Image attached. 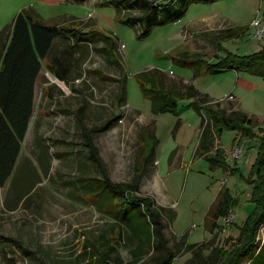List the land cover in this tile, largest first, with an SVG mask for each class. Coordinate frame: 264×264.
Returning a JSON list of instances; mask_svg holds the SVG:
<instances>
[{"label":"rangeland","instance_id":"1","mask_svg":"<svg viewBox=\"0 0 264 264\" xmlns=\"http://www.w3.org/2000/svg\"><path fill=\"white\" fill-rule=\"evenodd\" d=\"M149 1L160 5L171 0ZM26 9L47 23L59 17L63 18L57 24L71 19L91 22L98 31L115 37L118 52L113 59L126 73V105L115 103L118 65L99 47L82 45L74 52L68 39L54 42L35 82V111L27 140L0 188V264L7 258L15 264H100L99 256L92 258L88 246L102 235L113 242L119 232L110 235L112 220L91 204L94 195L83 194L87 200L82 201L72 198V181L78 176V157L87 154L82 131H99L109 120L108 129L92 137L112 181L130 183L140 176V196L175 212L172 222L163 218L166 246L175 253L172 264H187L192 257V252L184 249L186 244L211 241L213 249H230L238 227L255 207L252 186L239 176L250 173L261 132L255 129L253 140L238 142L240 135L235 131H223L217 137L207 121L208 132L202 135L201 119L187 100L178 102L175 113L153 115L136 76L156 69L166 75L167 90L191 83L214 100H222L221 108L227 113L240 110L260 123L264 119V78L247 71L245 65H240L238 72H208L206 68L230 55L264 52L263 1L193 3L179 21L155 27L141 38V29L124 24L108 0H0V32L10 30ZM257 21L260 26L254 25ZM181 53L187 55L186 60L197 59L199 66L173 63L170 58ZM194 68L199 71L195 77ZM146 86L151 88L148 83ZM152 132L157 139L155 161L141 173L138 153L142 136ZM238 144L246 151L233 160ZM222 188L228 189L239 205L219 219L220 229L211 234L205 228L206 216ZM125 237L122 232L117 245L123 264H156L160 254L148 247L134 261ZM255 245L258 253L264 247V225ZM210 251L205 249L203 255ZM240 264L250 263L244 259Z\"/></svg>","mask_w":264,"mask_h":264},{"label":"trees","instance_id":"2","mask_svg":"<svg viewBox=\"0 0 264 264\" xmlns=\"http://www.w3.org/2000/svg\"><path fill=\"white\" fill-rule=\"evenodd\" d=\"M71 1L83 3L88 0ZM214 1L171 0L158 5L149 0H108V3L115 8L117 16H121L124 24L134 29H141L140 37L144 38L149 36L155 27L179 21L191 4ZM262 1L264 3V0ZM66 23H47L33 10L26 9L12 23L11 31L4 29L0 32V188L10 177L20 154L21 144L26 137L34 111L35 82L42 70L44 60L49 56L57 39L71 41L70 47L74 52L82 45L93 44L94 49L99 47L112 64L118 65L119 77L116 79L118 91L115 103L118 107L126 105V73L118 60L113 59L118 52L117 39L98 31L91 22L84 23L71 19ZM226 32L229 36H233L231 29H227ZM186 56L185 53H181L170 59L173 63L179 62L189 68H192L194 64L199 66L197 59L186 60ZM240 65H245L247 71L264 78L263 51L243 57L230 55L226 59L209 64L206 70L218 72L234 69L238 72ZM49 69L54 71V67ZM197 73L199 71L194 68V77ZM54 74L57 78L63 79L56 70ZM165 76L156 69L136 76L143 95L151 102L153 115L165 112L175 113L178 102L187 100L190 102L189 106L201 119L202 135L208 132L207 121L217 137L223 131H235L240 135L238 142L253 140L257 136L255 129L261 132L255 163L247 177L239 176L241 180L252 186L251 201L255 205L253 211L238 227V236L229 244L230 249L223 247L213 249L211 241L186 244L184 249L192 252V257L187 260V264H240L244 259L250 264L263 263L264 247L260 248L258 253L255 242L260 227L264 225V119L258 123L254 117L239 110H231L227 113L224 108H221L220 101L198 91L191 83L182 82L178 90H167ZM147 83L150 84V89L146 86ZM110 122L111 120L99 131H82L87 154H85V163L82 160L84 157L78 158L80 174L75 178L72 198H79L82 201L87 200L83 194L94 195L91 204L96 206L100 215L112 220L113 226H116L115 231L119 234L113 242L101 237L97 243L88 246V251L92 258L99 256L100 264H123L118 255L117 245L124 231L126 243L132 250L134 261L140 259L145 253L144 247H148L160 254L156 264H172L175 253L166 246L163 218L167 217L172 222L175 219L173 209L157 206L154 199L140 196V176L135 177L130 183L112 181L99 156L92 135L107 130ZM143 135V145L138 153L141 173L154 160V151L157 146V139L153 132ZM218 155L221 154L218 153ZM220 193V198L209 209L206 216L205 228L211 234L220 229L219 219L229 216L230 211L239 205L238 199L234 198L228 189L222 188ZM205 249L211 250L208 255H203ZM86 255L85 250L83 256ZM3 264H15V262L7 258Z\"/></svg>","mask_w":264,"mask_h":264},{"label":"crops","instance_id":"3","mask_svg":"<svg viewBox=\"0 0 264 264\" xmlns=\"http://www.w3.org/2000/svg\"><path fill=\"white\" fill-rule=\"evenodd\" d=\"M58 1V0H57ZM62 1H67V2H69V0H62ZM62 18L63 17H59V18H57V19H55L54 20V23L55 24H57V23H61V21H62ZM181 81H184V80H182V79H180ZM35 93H36V84H35V86H34V111H35ZM208 95V94H207ZM212 98V97H211ZM212 99H214V98H212ZM232 100H235L236 101V99H232ZM220 102H222V100L220 101ZM222 104V103H221ZM222 106V105H221ZM34 111H33V115H34ZM240 111V110H239ZM33 115H32V118H33ZM32 118H31V120H30V122H29V126H28V131H29V127H30V124H31V122H32ZM28 131H27V134H26V137H25V139H24V141L22 142V144H21V148L23 147V145H24V143H25V141L27 140V136H28ZM199 146V145H198ZM68 154H70V152H67V155ZM82 157H84V158H82V160L84 161V163H85V153H83V155H82ZM79 158V157H78ZM154 161H155V158H154ZM79 161H78V164H77V167H76V170H78V175L80 174V171H79ZM233 163H235V162H233ZM232 166H234V165H232ZM76 181V179H74L72 182L74 183ZM70 184H72V183H70ZM220 192V191H219ZM111 223H112V225H111V230H110V235H112L114 232H116L115 231V229H116V226L114 227L113 226V222L112 221H110ZM124 232V231H123ZM101 237H103V235L101 236ZM88 249V248H87Z\"/></svg>","mask_w":264,"mask_h":264},{"label":"built area","instance_id":"4","mask_svg":"<svg viewBox=\"0 0 264 264\" xmlns=\"http://www.w3.org/2000/svg\"><path fill=\"white\" fill-rule=\"evenodd\" d=\"M255 26H260V23L257 21L254 23ZM262 29L259 31V36H261L262 34ZM245 147L241 144H238V146H236V148L234 149L233 153H232V159L233 160H237L239 158L242 157L243 154H245Z\"/></svg>","mask_w":264,"mask_h":264}]
</instances>
